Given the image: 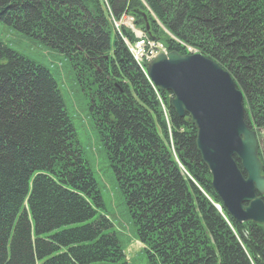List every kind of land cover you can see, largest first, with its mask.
<instances>
[{
  "label": "trees",
  "instance_id": "1",
  "mask_svg": "<svg viewBox=\"0 0 264 264\" xmlns=\"http://www.w3.org/2000/svg\"><path fill=\"white\" fill-rule=\"evenodd\" d=\"M124 16L168 51L216 62L264 132V0H0V23L72 68L146 263L264 264L263 228L223 207L194 126L115 28ZM102 208L54 77L0 41V264H128Z\"/></svg>",
  "mask_w": 264,
  "mask_h": 264
},
{
  "label": "water",
  "instance_id": "2",
  "mask_svg": "<svg viewBox=\"0 0 264 264\" xmlns=\"http://www.w3.org/2000/svg\"><path fill=\"white\" fill-rule=\"evenodd\" d=\"M147 73L162 91L170 92L176 114L188 115L196 128L197 150L228 213L238 222L252 221L264 229V176L256 150L264 133L244 122L242 93L230 75L199 54L176 52L158 53L147 63Z\"/></svg>",
  "mask_w": 264,
  "mask_h": 264
},
{
  "label": "rangeland",
  "instance_id": "3",
  "mask_svg": "<svg viewBox=\"0 0 264 264\" xmlns=\"http://www.w3.org/2000/svg\"><path fill=\"white\" fill-rule=\"evenodd\" d=\"M121 23L125 26H131L128 18H124ZM136 35L138 37L140 33L136 32ZM0 41L10 49L49 69L57 83L68 116L76 131L83 158L88 162L93 177L99 186L103 200L101 213L110 220L111 231L116 233L119 241L126 247L127 263L147 264L141 245L135 241L126 205L116 187L104 149L98 141V135L93 127L88 111L89 99L81 91L68 61L63 54L3 23H0Z\"/></svg>",
  "mask_w": 264,
  "mask_h": 264
},
{
  "label": "flooded vegetation",
  "instance_id": "4",
  "mask_svg": "<svg viewBox=\"0 0 264 264\" xmlns=\"http://www.w3.org/2000/svg\"><path fill=\"white\" fill-rule=\"evenodd\" d=\"M258 155H259V158L261 159L262 161V156H261V151L258 149Z\"/></svg>",
  "mask_w": 264,
  "mask_h": 264
}]
</instances>
